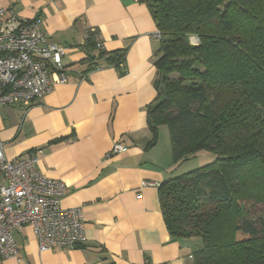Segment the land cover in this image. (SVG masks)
<instances>
[{"label":"crops","instance_id":"1","mask_svg":"<svg viewBox=\"0 0 264 264\" xmlns=\"http://www.w3.org/2000/svg\"><path fill=\"white\" fill-rule=\"evenodd\" d=\"M0 6L19 19L41 20L44 35L66 49L67 76L31 105L0 108V148L8 161L39 152L36 169L65 184L61 207L81 209L86 238L75 250L40 253L25 226L12 234L18 260L0 264H192L190 241L169 236L159 209L158 187L175 172L161 127L157 144L146 149L158 49L148 8L138 0H0ZM89 30L97 31L103 51H125L122 73L104 67L83 74ZM118 141L127 151L108 157Z\"/></svg>","mask_w":264,"mask_h":264},{"label":"trees","instance_id":"2","mask_svg":"<svg viewBox=\"0 0 264 264\" xmlns=\"http://www.w3.org/2000/svg\"><path fill=\"white\" fill-rule=\"evenodd\" d=\"M138 2L159 34L146 149L164 126L172 165L215 157L160 184L166 230L190 241L192 264H264V216L252 215L264 207V0ZM97 35L85 33L83 74L122 73L125 51H103Z\"/></svg>","mask_w":264,"mask_h":264},{"label":"built area","instance_id":"3","mask_svg":"<svg viewBox=\"0 0 264 264\" xmlns=\"http://www.w3.org/2000/svg\"><path fill=\"white\" fill-rule=\"evenodd\" d=\"M65 54L64 47L44 35L39 18L19 19L0 6V108L31 105L48 95L52 85L66 83ZM126 151L114 142L107 156ZM38 153L8 161L0 148L1 260H18L12 234L25 226L31 228L40 253L75 250L86 242L81 209L61 207L66 186L39 173Z\"/></svg>","mask_w":264,"mask_h":264},{"label":"rangeland","instance_id":"4","mask_svg":"<svg viewBox=\"0 0 264 264\" xmlns=\"http://www.w3.org/2000/svg\"><path fill=\"white\" fill-rule=\"evenodd\" d=\"M190 43L191 44H196L198 41L195 37H190ZM160 138L162 140V142L168 144L169 139H168V132L166 127H161V131H160ZM215 157L213 156L212 153L210 152H201L198 153L196 156H194L193 158L188 159L187 161H184L180 164L177 165H173V170H175V172H173V177H176L182 173H186L189 172L191 170H194L196 168H199L207 163H210L213 161ZM252 215L255 217L257 216H264V207L262 209H253L252 210ZM195 242V241H194Z\"/></svg>","mask_w":264,"mask_h":264},{"label":"water","instance_id":"5","mask_svg":"<svg viewBox=\"0 0 264 264\" xmlns=\"http://www.w3.org/2000/svg\"><path fill=\"white\" fill-rule=\"evenodd\" d=\"M221 159H223V158H221Z\"/></svg>","mask_w":264,"mask_h":264}]
</instances>
